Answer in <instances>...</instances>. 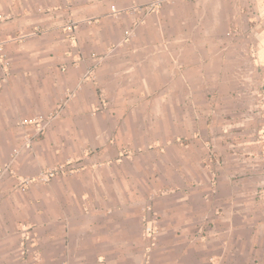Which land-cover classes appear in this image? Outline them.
<instances>
[{"label":"crops","instance_id":"1","mask_svg":"<svg viewBox=\"0 0 264 264\" xmlns=\"http://www.w3.org/2000/svg\"><path fill=\"white\" fill-rule=\"evenodd\" d=\"M152 1L0 0V164L55 115L0 181V264H26L27 230L38 264H264V223L212 157L214 122L245 91L264 118V11L245 23L244 0L137 10Z\"/></svg>","mask_w":264,"mask_h":264},{"label":"rangeland","instance_id":"2","mask_svg":"<svg viewBox=\"0 0 264 264\" xmlns=\"http://www.w3.org/2000/svg\"><path fill=\"white\" fill-rule=\"evenodd\" d=\"M63 1L66 7L72 5V0ZM243 3L244 12L245 14L247 13L244 20L245 23L249 21L247 18H255L249 10L251 12L253 11V13H256V11L258 12V10L264 11V0H254V2L253 0H244ZM253 5H257L256 10L251 9ZM72 20L73 19L67 23L71 27L74 26V21ZM69 31L71 30L69 29ZM260 90L261 92L264 91V85L261 86ZM251 99V93H246L245 91L244 104L230 106V110L226 111L225 117L214 122L218 131L221 130L222 132L223 136L219 137V143L224 149L220 152L213 150L212 157L215 156L220 159V161L225 160L235 164L230 166L227 162L223 172L227 175L232 174L233 176L231 177L233 179L240 180L241 188L239 191L240 194H242L241 197L246 206L244 207L246 208L245 210H248L249 214L253 212L254 219L260 223H264V118H257L254 116ZM62 106H64V104H62ZM60 110L61 108H59L58 111ZM235 111L238 113L235 114ZM54 118L55 116H52L33 121L36 130L34 133L25 135L22 141L23 143L27 136H34L33 145L30 149H23L22 151L33 150L36 138L49 126ZM43 125H45V128L42 127ZM214 142L215 141H213V143ZM75 162L77 161H69L68 163L71 164H66L70 166ZM214 179H216L215 176ZM141 202H143V200L137 205L143 207V203ZM149 256L150 253H147V257Z\"/></svg>","mask_w":264,"mask_h":264},{"label":"built area","instance_id":"3","mask_svg":"<svg viewBox=\"0 0 264 264\" xmlns=\"http://www.w3.org/2000/svg\"><path fill=\"white\" fill-rule=\"evenodd\" d=\"M171 0H153L152 2L137 6V10L143 11L145 14H149L154 12L156 9H158L162 3L168 2ZM114 10V9H113ZM58 112V111H57ZM55 116V115H54ZM45 128V125L42 126ZM34 136H27L25 141L22 143L21 147L15 149V151L12 153L13 156L9 162H5L0 164V181L3 179L5 175H15L14 169H13V163L16 160V158L20 155L21 151L23 149H30L33 145ZM71 163H68V165ZM67 164L60 165L56 167L55 169L46 170L41 174V179L43 180H49L54 175L58 173L67 172L68 169H75L78 166L73 163V166H68ZM72 166V167H71ZM29 179H24V183H27ZM147 210L151 211L154 215V209L152 206H148ZM143 235L147 237H151L152 239H156L158 236V228L157 224L155 223V219H148L145 221L144 227H143ZM22 255L26 262V264H38L39 260V249H38V241L37 237L34 233L29 232L27 230V233L23 236L22 239ZM150 252V249L147 250V253Z\"/></svg>","mask_w":264,"mask_h":264}]
</instances>
